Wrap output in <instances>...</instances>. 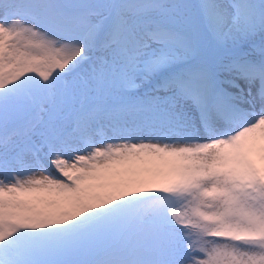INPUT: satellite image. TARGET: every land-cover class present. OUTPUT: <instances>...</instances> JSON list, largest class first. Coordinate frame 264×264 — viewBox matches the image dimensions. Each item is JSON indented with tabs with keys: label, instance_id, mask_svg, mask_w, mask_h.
Listing matches in <instances>:
<instances>
[{
	"label": "snow or ice",
	"instance_id": "obj_1",
	"mask_svg": "<svg viewBox=\"0 0 264 264\" xmlns=\"http://www.w3.org/2000/svg\"><path fill=\"white\" fill-rule=\"evenodd\" d=\"M0 264H264V0H0Z\"/></svg>",
	"mask_w": 264,
	"mask_h": 264
}]
</instances>
